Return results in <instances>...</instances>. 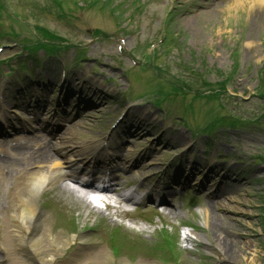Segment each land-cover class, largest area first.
Listing matches in <instances>:
<instances>
[{
  "label": "rangeland",
  "instance_id": "374dc122",
  "mask_svg": "<svg viewBox=\"0 0 264 264\" xmlns=\"http://www.w3.org/2000/svg\"><path fill=\"white\" fill-rule=\"evenodd\" d=\"M10 1L14 3L12 8L24 15L26 11V6L23 5L24 0ZM32 1L39 2L40 0ZM235 1L237 0H139L143 6L140 11L134 13L132 9L135 7L136 0H101V7L97 5L92 8L93 5H91V8L70 10L65 18L70 21L71 25L65 21H57L54 9L42 15L41 22L45 27L59 32L79 49L72 47L59 57H52L45 62L40 61L42 66L40 71L44 72L45 79L56 80L55 76L61 61L67 64V69L71 70V74L79 80H83L81 72L88 71L93 74L91 81L83 80L81 84H78L81 87L85 85L84 92L90 99L99 100L103 95H108L107 102H97L98 105L95 108L90 106L89 115L83 117L82 126L77 127V131L71 136L72 142L76 140L75 144L72 145L69 141V135H63L66 136L63 142L64 147L71 150L73 146V150L77 149L82 145L77 139L83 140L86 144L92 141L97 148L105 144L102 157H108L105 149L108 146L117 147L125 141H134L132 147L129 144L123 145L124 154L129 151H133L132 154L141 153L146 146L155 144L157 156L167 160L171 155H168L164 148L168 142L158 141L159 137L156 136L158 131L174 139L173 142L178 146H181V143L187 145L186 141L191 136V127L188 130L190 132L185 129L181 131L182 128L175 126L176 119L171 117L178 114L175 111L177 102L162 101L160 107H150L163 98L164 100L170 97L173 99V96L168 94H174V91L165 86L162 88L165 94H161L162 89L158 92L159 95L154 94L159 84L152 86L156 78L150 73L153 70L150 72L138 68L130 70L134 68L132 64L137 65L144 54L153 59V64L158 69L157 77L162 80V83L173 87L179 86L188 95L183 99L185 104L190 103L191 98L195 99L192 107L188 104L189 108H192H190V116H187L189 123L203 122L208 119L209 113L220 116L234 114L247 121L257 116L255 122H258H252L255 124L251 127L249 124H243L236 129L215 131L212 136L219 138L221 143L213 145L214 149L211 150L210 157H214L221 151L225 157L247 153L264 158V117L261 116L264 109V5L261 8H255L253 4L250 7L248 4L243 5ZM170 9L174 12L167 17ZM110 12H112L111 16L108 14ZM1 24L3 30L13 28L20 31L24 29L20 24L10 22L8 18H3L0 26ZM95 29H100L112 37L94 40L92 38ZM29 39L33 40L32 33ZM1 43L2 41L0 45ZM150 45L154 47L152 51ZM14 47L16 46L13 42L7 47H2L3 51L0 56L10 54ZM78 52L82 53L84 64L83 67L77 66L73 69L71 68L72 62ZM24 55L18 54L17 57H24ZM38 55L42 56V53ZM114 57L116 58L112 60ZM150 57H148L149 60ZM93 67H96L95 73L92 72L95 70ZM0 69L2 70L0 92L5 93L13 77H6L9 69L7 65L4 64ZM39 74V71H36L34 76L39 77ZM127 78L131 86L128 91L125 90L128 86ZM114 84L116 86H113ZM84 92L82 94H85ZM177 92H180V89ZM124 95L132 99L124 101ZM175 98L178 97L174 96ZM113 100H118L120 104L113 103ZM150 111L152 112L149 113ZM258 116L261 117L260 120ZM41 117L45 115L41 113ZM173 120L175 124L170 122ZM195 125L197 124L193 126ZM130 130L132 133H139L140 136L125 138ZM27 134L22 136L16 133L10 140L17 137H20V140H13L9 146L1 142L0 152L7 155L22 141H31V134L28 132ZM200 144L199 142L195 147L196 151H200ZM185 145L183 148H186ZM83 152L85 151L80 153ZM110 153L114 156L113 158L119 154L114 151ZM78 157L79 155L74 153L71 159L77 160ZM69 158L68 155L64 156L66 160ZM232 162L233 158H228L227 163ZM242 168L243 172L240 176L248 183L241 189L247 193V196L240 192L241 197L236 198L234 203L224 201L225 204L222 205H230L234 209L221 214L219 213L221 211L212 210L211 200L203 201L202 199L198 201L201 213L190 211L187 216L182 213L183 218L170 219L171 216L166 218L165 223L173 224V229L168 230L177 233V251L181 255L185 251L192 253H186V260L179 264H242L252 258L253 254L256 256L257 264H264V166L255 164L248 166L244 163ZM25 174L24 172L18 174L12 172L8 178L0 175V264H13L2 252L9 248L10 242L15 244L20 239V244L23 243L21 240L23 236L18 234L13 226L5 230L4 225L12 224L15 211L8 210L9 199L12 197L16 203L19 201L17 178L24 177L23 180L26 181L28 179L25 178ZM258 177L261 178L258 179ZM46 194L50 196L42 195L40 199L38 198V204L43 202L44 208L50 213L48 215L43 212L45 221L43 227L46 230L44 238L49 243L52 253L43 256L41 260L37 258L35 264H159L154 258L138 259L137 262L125 259L113 260L110 251L99 243V237L87 239L91 235L101 234L99 219H114L117 214L114 215L112 210L94 213L80 206L78 202H74L72 197H69L70 200L66 202L67 194H60L58 187ZM55 200H58L59 204ZM178 203V201L175 202L177 206ZM247 204L253 205V208L244 207L248 206ZM148 206L149 201L142 208L145 214L137 213L133 217L141 216L144 220L152 218V214H148L152 213L148 212ZM237 206L238 213L247 211L252 214V218L236 216L238 215ZM206 208L209 212L205 213ZM58 210L67 211L74 220L80 231L77 240L69 231L66 230V233L60 230L62 223L57 218ZM180 212L175 211L174 214ZM153 213L161 218L157 211ZM86 214H88L87 217ZM156 217L152 221L156 224L147 229L150 230L149 233H141L144 239H151L159 229ZM217 220L233 229L227 234L229 236L228 247L231 250L228 261L218 254H208L206 252L208 248L200 243L201 240L197 237L198 235L202 237L205 240L204 243L210 240L214 242L217 234L213 232L210 225ZM179 223L194 229H180ZM90 228L96 231L89 232ZM152 229H154L153 233H151ZM182 233H190L195 240L182 242ZM242 233L249 236L244 238ZM83 244L87 245L81 246ZM38 251L42 254L43 250L35 245L34 252ZM20 255L23 256L24 253ZM62 256L64 257L62 260L57 258H62ZM16 264L22 263L19 261Z\"/></svg>",
  "mask_w": 264,
  "mask_h": 264
},
{
  "label": "bare ground",
  "instance_id": "6f19581e",
  "mask_svg": "<svg viewBox=\"0 0 264 264\" xmlns=\"http://www.w3.org/2000/svg\"><path fill=\"white\" fill-rule=\"evenodd\" d=\"M237 2L238 3L241 2V4L243 5L248 4L250 7L253 4L255 8L257 7L261 8L264 5V0H237L235 1V3ZM60 147L61 146L58 144L53 145L51 144L50 141H47L41 146H39L37 149H30L28 151L26 150L23 153L22 157H20L18 160V162L24 166L25 165L24 162L26 164L32 163L34 161L32 159V156H36V158H38L40 161L39 165H47L48 168L46 170L50 171V173L48 174L35 173L31 177H29L30 185L27 187L23 184V186L20 189V199H19V203H17L18 209L15 208L13 200L10 205L11 207L15 208V215L13 217V226L18 231L26 233V237H27L26 243L29 246H34L36 244H39L36 230H37V227H40L41 214L37 206V198H38L39 193L44 191L43 187L49 184H51L52 187H55L56 185L60 183L59 187L62 190V192H66L68 194L76 196L80 200L81 204L84 205L87 209L91 208V203L88 199L89 198L95 199L93 194H94V189L96 188L94 186H89L84 181H79L78 173L75 174L73 170V168L75 167L76 169H79V167L77 166H80V165L74 162L73 163L69 162L66 165H64V170H63V172H65V174H63L64 181L61 179V173L55 171L57 167L59 166V164L52 163V158L57 159V156L62 154ZM92 160L94 159L92 158L89 161V163H91ZM14 162L16 164L18 163L17 161H14ZM69 171L71 173H68ZM90 177L91 176H89V178ZM105 180L107 183L111 181L108 178L106 179V177L104 179V176H102V179H100L101 181L100 183H103ZM65 181H69L73 183L77 181V183H75L76 184L75 185L73 183H68ZM78 187L82 189H79ZM77 194L80 196H78ZM119 198L121 199V197ZM247 205L248 206H244V207H247V208L251 207L249 204ZM226 208L227 209L224 210V214L227 213L229 209H234L233 207L229 205ZM94 210L95 208L93 207L92 210H89V211H94ZM238 212H239V208L237 206L236 213ZM236 216H239V217L244 216L246 218H252V214H248L246 211L238 213V215ZM208 220H209V216H208ZM217 221H215L214 223H211L210 225L213 232L217 234L215 235L216 240L214 242H211V240L209 242L207 241L208 249L206 252L210 255L218 254L220 257H222V259L224 258V259H227L228 261L229 260L228 256L231 250L228 247L229 236L227 234H229L228 231H231L233 229L231 228V226L227 227L226 225H224L222 221L220 220H217ZM4 227L6 228L8 227V225H4ZM242 234L244 238H247L249 236L248 234H245V233H242ZM198 238L202 240L201 237H198ZM45 245H46L45 241H42L40 243L41 247H45ZM18 251H19L18 246L10 242L9 248L7 249V255L11 259H16ZM46 252L47 250L43 249L42 254L44 255ZM30 257L33 259L35 258L32 254H30ZM242 264H256V256L253 254L252 258H250L249 260H246Z\"/></svg>",
  "mask_w": 264,
  "mask_h": 264
}]
</instances>
